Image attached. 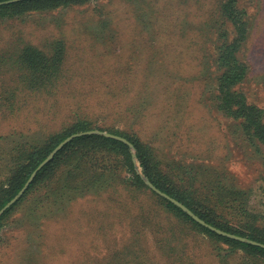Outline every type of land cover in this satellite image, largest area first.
Returning <instances> with one entry per match:
<instances>
[{"label": "rangeland", "instance_id": "rangeland-1", "mask_svg": "<svg viewBox=\"0 0 264 264\" xmlns=\"http://www.w3.org/2000/svg\"><path fill=\"white\" fill-rule=\"evenodd\" d=\"M144 1L161 11L153 17L155 35H159L152 48L146 43L150 33L142 26L145 20L139 25L123 0H106L67 14H56L52 22L67 35L72 49L68 62L79 75L71 84L79 87L77 91L94 89L88 100L97 109L94 112L103 114L99 125L109 129L106 133L118 131L141 138L155 147L161 162L213 167L211 172L221 174L223 169L228 171L240 187L251 191L243 208L264 228V155L239 134L238 123L216 110L215 80L219 73L214 59L218 45L215 33L219 26L212 28L209 21L215 25L221 19V9L217 6L225 0H202L191 8L185 2V5L169 6L167 3L171 0ZM101 6L111 13L119 35L115 39L102 35L106 15L100 12ZM239 7L247 11L252 26L244 54L249 74L239 88L250 103L264 111V0H239ZM97 17L104 26L87 31L85 27H91L90 21ZM57 31L40 30L31 39L40 42L45 37L56 36ZM106 42L114 45L107 48ZM129 58L134 68L127 76L132 73V79L139 82L147 76L153 83L160 81L152 70L156 67L172 72L159 82L160 86L153 90L147 102L141 101L140 118L131 121L123 111L126 103L135 97L136 88L131 97L121 99L106 95L102 89L105 83L127 81V76L115 75V69L127 68ZM86 72L94 73L95 77L81 79ZM142 93L141 100L148 98L146 92ZM40 105V102L33 103L19 117L0 115L4 147V151L0 149L3 159L0 160V185L12 176L14 161L10 156L14 155L13 148L23 142L22 134L30 140L46 120ZM63 111L69 113L71 109L65 107ZM136 165L138 174L143 175L139 163ZM211 172L208 174L212 177L200 172L199 180H217ZM109 193L77 196L70 204L67 202L49 213L47 216L51 219H46L45 210V214L35 212L38 208L34 200L22 204L0 233V264H255L240 249L230 254L233 247L204 234L189 237L183 242L186 247L178 244V251L172 253L159 244L171 233H161L160 229L167 230L176 221L172 215L163 213L151 194L152 189L136 193L119 184ZM216 249L219 257L212 255Z\"/></svg>", "mask_w": 264, "mask_h": 264}, {"label": "trees", "instance_id": "trees-1", "mask_svg": "<svg viewBox=\"0 0 264 264\" xmlns=\"http://www.w3.org/2000/svg\"><path fill=\"white\" fill-rule=\"evenodd\" d=\"M104 1L106 0H0V115L5 118L19 117L30 109L33 103L40 102V111L44 113L46 119L43 125L40 123V130L31 135L30 140L22 134L23 142L13 148L14 155L10 156L14 161L12 176L10 175L8 180L0 185V211L20 193L39 165L67 138L89 131L109 130L104 127L105 125H99L103 114L94 112L97 109L89 102L94 89L91 88L90 92L83 89L77 91L75 89L79 87L71 84L73 79L79 77L74 67H71L70 61L68 62L70 56L72 58V49L68 44L67 35L52 22V19L58 16L56 14H67L80 7L88 8L92 3ZM123 1L130 6L139 25L145 20L142 26L149 29L147 33H150L146 43L149 42L148 45L152 48L155 44L154 39L159 35H155L156 20L153 17L161 11L153 7L149 1ZM184 2L191 8L198 6V2L202 0L187 2L171 0L167 5L172 6L174 3L185 5ZM217 8L221 9V21L215 25L209 21V25L212 24L210 27L219 26L215 33L218 36L216 38L218 45L214 59L219 73L215 80L216 110L225 118L238 123L239 134L257 152L264 155V111L250 103L239 88L249 74L244 54L251 36V17L246 10L240 9L239 0H225L218 4ZM161 9L164 11L166 7ZM101 11L105 12L104 17L106 15L102 35L106 38H117L119 35L115 32L113 18L109 15L111 13L102 6ZM64 20L65 16L62 18L63 22ZM90 22L92 26L85 27L87 31L97 30L103 21L97 17ZM51 29L59 30L56 36L45 37L36 43L31 39L34 32ZM138 29L143 33L141 27ZM106 44L107 48L114 45L110 42ZM127 61V68L117 67L115 75L122 77L131 72L134 68L133 61L131 58ZM152 70L158 74L157 78L160 81L153 83L147 76L139 82L132 79L131 73L132 76L130 74L125 77L127 81L124 83L102 84L106 95L116 99L131 97L130 93L136 88L135 97L126 103L123 111L124 116L130 118V121L140 118L141 101L147 102L153 90L160 86L159 82L172 74L163 67ZM90 76L95 77V74L83 73L81 79H88ZM67 92L69 98L65 101ZM142 92H146L148 98L141 100L144 95ZM100 104H104L103 101ZM65 107L71 111L66 113L63 111ZM110 132L133 145L144 177L157 189L184 204L207 224L264 245V228L258 225V221L248 214L242 205L247 201L251 191L240 187L237 179L228 171L223 169L221 174L211 172L210 170L215 169L213 167L161 162L160 154L155 147L141 138L124 132ZM2 141L3 136H0V149L4 151ZM0 160H3L2 157ZM200 172H205L208 176H211L208 174L211 172L219 180L209 178L201 181L198 178ZM119 184L131 192L142 193L149 190L137 172L129 145L102 135L74 139L52 162L37 173L24 196L0 216V233L12 213L24 203H32L34 200L38 208L35 212L45 214L47 211V219L50 218L47 216L49 213H54L59 206H64L67 202L70 204L77 196L86 193L110 194L111 189H115ZM210 186L212 187L209 190ZM151 194L163 213L172 215L176 221L170 224L168 231L161 227V233H171L170 237L166 236L160 240L161 247L173 253L178 251V244L186 247L183 242L189 237L204 234L210 239L222 241L233 247L230 254L240 249L246 256L251 257L255 264H264L263 248L220 236L195 222L180 208L155 192L152 191ZM168 218L170 219V216ZM39 238L42 239L43 236ZM216 250L217 252L213 251L212 255L219 257V249Z\"/></svg>", "mask_w": 264, "mask_h": 264}, {"label": "water", "instance_id": "water-1", "mask_svg": "<svg viewBox=\"0 0 264 264\" xmlns=\"http://www.w3.org/2000/svg\"><path fill=\"white\" fill-rule=\"evenodd\" d=\"M17 1H21V0H17ZM89 135H102L105 136L107 138H111V139H115L121 142H124L125 144L129 145V147L132 150L133 153V159L135 164H137V158H136V153L135 150L133 148V145L126 139L110 134V133H106V132H101V131H89V132H85V133H80V134H76L73 135L69 138H67L65 141H63L40 165L39 167L36 169V171L31 175V177L29 178L28 182L26 183V185L24 186V188L20 191V193L7 205L5 206L1 211H0V216H2L4 214V212L9 209L11 206H13L15 203H17L21 197L25 194V192L28 190V188L30 187L31 183L34 181L37 173L39 171H41L46 165H48L50 162L53 161V159L56 157V155L63 150V148L69 144L70 142H72L74 139H77L79 137H83V136H89ZM141 175V174H139ZM142 179L144 180L145 184L152 189L153 192H155L157 195L161 196L162 198L168 200L169 202H171L173 205L177 206L178 208H180L184 213H186L189 217H191L195 222L199 223L200 225L208 228L209 230H211L212 232L217 233L220 236L223 237H227L229 239H233V240H237L243 243H249L251 245L254 246H258L264 249V245L248 240L246 238H242L236 235H232L230 233H226L220 229H217L209 224H207L204 220H202L199 216H197L193 211H191L188 207H186L184 204H182L181 202L173 199L172 197H170L169 195L163 193L162 191H160L159 189H157L148 179H146L143 175H141Z\"/></svg>", "mask_w": 264, "mask_h": 264}]
</instances>
